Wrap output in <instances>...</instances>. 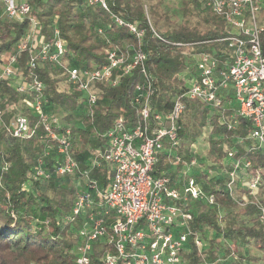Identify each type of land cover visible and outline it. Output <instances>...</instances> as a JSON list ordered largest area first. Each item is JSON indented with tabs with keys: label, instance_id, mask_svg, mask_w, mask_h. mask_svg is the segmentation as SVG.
<instances>
[{
	"label": "built area",
	"instance_id": "2783aa9c",
	"mask_svg": "<svg viewBox=\"0 0 264 264\" xmlns=\"http://www.w3.org/2000/svg\"><path fill=\"white\" fill-rule=\"evenodd\" d=\"M75 1L109 12L108 0ZM198 1L223 21L224 37L217 42L224 47L195 52L194 44H174L184 60V69L177 75L184 89L172 99L167 111L161 112L150 106L155 90L146 75L147 54L140 50L145 30L138 23L111 14L114 23L125 27L138 45H112L102 28H96L105 44V61L83 68L64 59L65 41L59 34L56 15L51 18L48 38L28 0H0V20L26 22L24 35L0 59V78L7 79L9 86L23 95L21 103L35 119L31 123L25 115L17 114L4 126L5 132L26 140L41 129L44 145L54 147L61 157L53 175L77 178L79 189L68 212L61 216L65 224L80 222V241L74 247L76 264H90L96 244L104 247L101 264H184L183 254L190 242L201 253L207 239L194 232L190 223L201 205L211 207L215 199L203 188L204 178L199 181L190 174L192 170L206 175L205 182L226 174L223 188L228 196L239 206L255 205L264 227V206L257 199L260 176L250 172L248 161L236 159L235 151L226 149L227 157L221 163L226 166L228 160L227 171L217 163L211 172L196 163L195 145L188 151L192 156L189 162L183 163L178 153L184 101L203 105L207 116H219V124L227 130L236 129L244 121L250 128L246 138H235L241 143L251 140L252 149L264 151V56L260 39L264 32V0ZM150 28L157 39L167 42ZM25 51L30 53L26 61L29 69L46 65L61 71L70 89L79 94L81 116H91L98 106L102 96L97 84L113 88L137 69L144 75L133 90L134 120L120 115L108 130L98 134L103 148L92 154L88 169L81 170L73 156L71 125L61 123L54 110H45L48 98L44 83L21 71L19 58ZM2 114L0 109V119ZM80 120H74L73 125L81 124ZM203 129L211 131L208 125ZM48 153L46 149L44 154ZM161 155L166 156L171 171L182 164L175 181L169 172L156 171ZM101 164L111 170L103 190L97 180L89 178V171ZM51 173L44 168L42 158L38 159L35 178L46 181Z\"/></svg>",
	"mask_w": 264,
	"mask_h": 264
},
{
	"label": "trees",
	"instance_id": "16d2710c",
	"mask_svg": "<svg viewBox=\"0 0 264 264\" xmlns=\"http://www.w3.org/2000/svg\"><path fill=\"white\" fill-rule=\"evenodd\" d=\"M28 1L36 11L43 32L48 38L51 37V18L57 16L59 34L65 41L64 59L69 60L73 66L88 68L105 61V44L97 36L96 28H102L112 45L120 48L127 44L138 45L135 37L125 27H118L114 23L111 14L124 21L138 23V26L144 28L140 50L147 54L146 75L155 90L150 106L161 112H166L172 99L184 89L182 81L177 77L184 69V60L174 44H194L195 52L224 47V44L217 42L224 37L223 21L204 8L198 0L182 3L183 20L180 23H173L166 14L156 12L160 2L157 7L147 12L142 0H108V12L99 7L84 6L75 0ZM193 4L203 14L199 25L191 24L195 15L190 10V5ZM162 21L169 24L170 28L157 30ZM262 23L264 24V14ZM150 26L167 42L157 39ZM25 31L26 22L16 24L6 19L0 20V57L12 51ZM260 39L264 56V32ZM29 55V51L20 55L19 66L25 76L35 77L44 83L48 98L45 110L53 111L55 107L62 105L69 110H76L77 113L71 115L73 118H81V124H77L72 130L76 133L71 138L72 144L76 141L81 143L78 150L81 153H76L74 145L72 150L80 169H88L91 156H87V152L94 154L103 148V139L98 134L108 130L120 115H124L131 122L134 120L131 99L135 85L143 80L144 75L137 69L130 76L121 78L119 84L113 88L97 84L102 98L91 116H81L78 112L81 110L79 94L73 90H57L58 79L52 76L53 71L57 70L46 65L29 69L26 66ZM22 97L23 95L9 86L7 79L0 78V109L3 111L0 119V264H76L74 247L80 241L77 234L80 222H77L76 232H73L75 228H71L70 232L68 229L74 224H65L61 219L68 212L63 197L72 194L74 177L53 175L54 167L61 157L54 147L44 145L41 129L36 136L26 140L11 137L5 132L4 126L17 114L25 115L31 123L35 120L21 103ZM100 102L104 103L102 108L99 106ZM207 113L200 103L184 101L181 121L184 129L178 149L182 162L190 161V146L208 125L211 127L212 136L208 140V150L215 155L214 162L219 163L226 159V149H233L236 159L248 161L250 172L259 174V193L264 195V151L252 149L253 145H247L244 149L232 142L235 137L245 139L249 125L242 121L236 129L227 130L219 124V116L208 117ZM46 149H49V153L45 155ZM40 158L44 168L52 172V176L46 181L35 178L37 160ZM181 168L182 164H179L175 171L169 170L170 164L166 156L161 155L156 171L169 172L170 179L175 181ZM1 173L5 174V181L2 180ZM110 175L109 166L104 164L94 166L89 171V178L97 180L103 189L106 188ZM196 176L199 181L200 178L205 180L207 177L198 173ZM75 179L77 181L76 177ZM223 180L224 177H219L202 184L205 190L213 194L215 203L211 207L201 205L190 226L194 232H200L208 244L200 253L192 242L188 243V249L183 254V263L213 264L216 259L215 246L222 240L223 243L244 245L245 250L238 252L240 258L247 259L250 264H263L264 227L259 219L258 208L253 204L239 206L234 203L223 187H217L218 184H223ZM40 185L59 198L56 203L45 192L38 193ZM259 201L264 206L263 198ZM60 208L66 212H62ZM72 234H75V243H72ZM103 249L102 245H94L90 264H101L99 258Z\"/></svg>",
	"mask_w": 264,
	"mask_h": 264
},
{
	"label": "rangeland",
	"instance_id": "374dc122",
	"mask_svg": "<svg viewBox=\"0 0 264 264\" xmlns=\"http://www.w3.org/2000/svg\"><path fill=\"white\" fill-rule=\"evenodd\" d=\"M192 2L193 0H142L143 6L146 8L147 12L151 10V8H154L155 6L157 7V4L160 2V4L158 5V8H156V12H158L159 14H166L167 16H169L170 20L173 23H180L183 20V14H182V10H183V2ZM190 10H192V12L195 14L193 15V19L191 20V24L193 25H199L201 24V19H202V12L200 11V8H195L194 4L190 5ZM170 28V25L167 24L165 21H162L158 26H157V30L159 31H164ZM2 58V56L0 57ZM1 63V62H0ZM57 71H53L54 77H56L58 79V83H57V90L60 92H73L70 87L68 86L65 77L63 76L62 73H55ZM59 72V71H58ZM0 74H1V65H0ZM104 105V103L100 102L99 106L102 108ZM21 109V108H20ZM72 110H69L65 107H63L62 105H59L57 107H55L54 109V113L55 115L61 120V123H69V125H71L72 130L75 128V126L73 125L74 120H77V118H73L71 115H73L74 113L71 112ZM77 126V124H75ZM182 128L184 129L183 125ZM76 132H74L73 134H75ZM189 133H191V130L189 131ZM204 133V134H203ZM211 133L208 132V129H202V134L199 138H197V140L195 141L194 144L195 145V152L193 154L194 159L196 160V163L200 166V167H204V168H208L209 170L214 169V165L213 164H217V162H214V158L215 155L214 154H210L209 150H208V140L211 138ZM181 142V141H180ZM247 143L252 145V141L251 140H247ZM76 147V153L78 154L79 152L81 153V151H78L81 143L79 141H76L73 144ZM75 151V150H74ZM78 151V152H77ZM89 155V157L91 156L92 158V154L90 153V151L87 152V156ZM223 162V161H222ZM227 164L225 166V164L220 163L221 168L225 169V172L227 171L228 168V160L225 161ZM224 176H226V174H224ZM223 176V177H224ZM1 177L2 180L5 181V174L1 173ZM201 180V179H200ZM242 180V179H241ZM2 181V182H3ZM244 181V180H243ZM202 183H204L205 181L201 180ZM72 186H73V192L71 195L69 196H65L63 197V203L65 204V206H68L67 210H69L72 201L74 199L75 193L76 191H78L79 189V185H78V181H76V179L74 178V180L72 181ZM78 186V188H77ZM218 187L222 188L223 184L221 183L220 185H218ZM100 189L103 190L102 185H100ZM207 190V189H206ZM46 193L49 195V197L55 202L57 201L59 198H57L56 195L50 193L49 191L46 190L45 186H39L38 189V193ZM263 198L264 201V195L263 193H258L257 195V199L261 200ZM56 203V202H55ZM62 210V208H60ZM63 211L62 212H66ZM77 225L78 223L72 225L71 227H69L68 230H70V232H72L71 228H75V230L73 232H76L77 230ZM76 239H75V234H72V243H75ZM218 244L215 246V262L213 264H250L249 261L247 259H242L240 258L238 252L242 253V250H245V246L244 245H237L236 243H223V241L221 240V242H217ZM227 249H229L230 251H228ZM229 252V253H228ZM231 252H233V254H231ZM222 254H226V256L222 257ZM228 256H230L231 258H228ZM204 264V263H203Z\"/></svg>",
	"mask_w": 264,
	"mask_h": 264
},
{
	"label": "crops",
	"instance_id": "0c3cea01",
	"mask_svg": "<svg viewBox=\"0 0 264 264\" xmlns=\"http://www.w3.org/2000/svg\"><path fill=\"white\" fill-rule=\"evenodd\" d=\"M232 142H233V144H235V145H237V146H240V147H243L244 149H246V147H247V145H250V144H248L247 142H240L239 141V139L238 138H234L233 140H232ZM214 165V164H213ZM190 174H193L194 176L197 174L196 172H195V170H192L191 172H190Z\"/></svg>",
	"mask_w": 264,
	"mask_h": 264
}]
</instances>
